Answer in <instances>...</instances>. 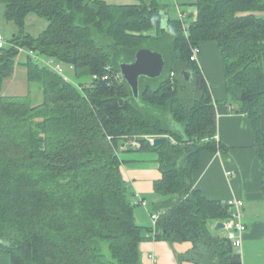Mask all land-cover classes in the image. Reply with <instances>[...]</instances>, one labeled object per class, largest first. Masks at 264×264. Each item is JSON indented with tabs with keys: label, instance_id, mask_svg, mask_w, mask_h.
Returning <instances> with one entry per match:
<instances>
[{
	"label": "trees",
	"instance_id": "obj_1",
	"mask_svg": "<svg viewBox=\"0 0 264 264\" xmlns=\"http://www.w3.org/2000/svg\"><path fill=\"white\" fill-rule=\"evenodd\" d=\"M0 2L16 26L0 47V251L10 264H142L146 239L190 241L186 257L196 264H241L231 241L211 227L228 219V206L191 184L200 150L226 147L215 137L214 102L190 56L201 41L219 43L228 98L251 122L264 194V16L257 14L264 0H195L188 24L159 0ZM30 13L46 21L36 35L24 27ZM149 39L165 67L159 77H140L135 97L119 65L149 48ZM20 48L26 80L42 88L35 104L2 92L21 63ZM52 60L73 65L80 81L64 78ZM157 135L167 139L153 147L148 136ZM122 137L158 154L161 178L148 212L158 215L154 227L136 216L144 199L132 197L113 149Z\"/></svg>",
	"mask_w": 264,
	"mask_h": 264
},
{
	"label": "crops",
	"instance_id": "obj_2",
	"mask_svg": "<svg viewBox=\"0 0 264 264\" xmlns=\"http://www.w3.org/2000/svg\"><path fill=\"white\" fill-rule=\"evenodd\" d=\"M177 7L179 18L185 20L184 13ZM257 14L264 16V12ZM195 16H191L189 21ZM197 65L214 102L215 137L226 150H200L198 166L192 169L191 184L209 200L243 201V221L247 228L242 236L241 264H264L262 163L253 147L251 122L244 113L234 110L236 104L228 98L221 47L216 40L199 42ZM124 150L121 151L127 153L121 158L120 165L124 180L139 198L150 196L153 200L154 182L161 178L158 154L154 150ZM217 221L212 223V229ZM220 230L225 234V230ZM139 248L142 264H196L186 257L192 248L190 241L169 243L146 239ZM0 264H10L7 253L0 251Z\"/></svg>",
	"mask_w": 264,
	"mask_h": 264
},
{
	"label": "rangeland",
	"instance_id": "obj_3",
	"mask_svg": "<svg viewBox=\"0 0 264 264\" xmlns=\"http://www.w3.org/2000/svg\"><path fill=\"white\" fill-rule=\"evenodd\" d=\"M105 1L109 3H113V4H129V3L135 2L136 0H105ZM159 1L162 2L164 5H166V9L171 18L179 19V12H178L177 6H179L180 11L184 13L185 15L184 21L186 23L189 22L191 16H195V5H194L195 0H159ZM3 10H4L3 5L0 2V35L3 37L5 41L8 42V40L16 32V26L12 21L6 20L4 18ZM45 25H46V21L43 20L41 17H39L35 13L28 14L24 21L25 30H27L33 35H36L37 33H39L45 27ZM149 33L154 36L156 35L157 32L156 30H152V31H149ZM154 44L155 43L153 42V39H149L146 42V45L150 49L158 48ZM26 54H27V51L20 48V51L17 54V59L21 63L16 65L12 75L4 79L3 85H2V92L8 95H29V97L31 98V103L35 104L41 101L42 99V88L40 85L33 87L26 80L25 66L22 64L23 60L26 57ZM42 58L46 59V57L44 56H40L37 59H42ZM52 63H53V66H58L59 68H61L62 76L66 78L67 80H70L73 82L80 81L78 80L75 74L73 65L62 62V61H57V60H52ZM87 80H90V77H88ZM159 136L160 135H157L154 137H151V136H148V137L151 138V140H153L155 137H159ZM108 138L109 140H111L112 136H108ZM122 139H123V142L119 143V145L115 144L113 148L114 150L117 149L116 152L119 154L120 159L127 153V152H124L125 151L124 149H129V146L125 145V142L133 145L135 149H137L140 145L139 142L135 140V138L128 139L127 141L125 137H122ZM121 150H124V151H121ZM129 188H130V191L132 192L134 191L131 187ZM139 195L140 197H142L141 196L142 194H139ZM132 197L135 198L134 200L139 198L134 195ZM143 197H144L143 199H144L145 204L137 206L135 213H136V216H140L138 218H139V221L142 222V224L149 225L151 223V220L148 215V212L151 209L152 200L150 196L149 198L146 196H143Z\"/></svg>",
	"mask_w": 264,
	"mask_h": 264
},
{
	"label": "water",
	"instance_id": "obj_4",
	"mask_svg": "<svg viewBox=\"0 0 264 264\" xmlns=\"http://www.w3.org/2000/svg\"><path fill=\"white\" fill-rule=\"evenodd\" d=\"M164 67L165 61L163 54L150 48L138 49L132 61L121 62L119 65L121 77L128 83L135 97L139 96V78L159 77ZM182 75L187 81L192 79V73L188 69L183 70ZM166 139V136L155 137L151 144L153 147H157L165 142ZM223 228L224 222L222 221H217L213 227L215 231Z\"/></svg>",
	"mask_w": 264,
	"mask_h": 264
},
{
	"label": "built area",
	"instance_id": "obj_5",
	"mask_svg": "<svg viewBox=\"0 0 264 264\" xmlns=\"http://www.w3.org/2000/svg\"><path fill=\"white\" fill-rule=\"evenodd\" d=\"M182 18V15L180 14ZM3 38L0 35V47L3 45ZM199 53V48L197 46L191 47V56L192 60H197V56ZM47 64V63H46ZM47 65H50L47 64ZM53 69L57 72H61V68L58 66H53ZM151 143V138H149ZM138 197V194H136ZM228 206V212L230 213L228 219L224 220V228L226 237L231 241L232 246L236 250V252L240 253L241 245H242V236L246 231V224L243 221V201L241 199H230L228 201L223 202ZM145 204L144 202L142 203ZM151 222L153 227L157 223L158 215L151 214L150 215ZM241 254V253H240Z\"/></svg>",
	"mask_w": 264,
	"mask_h": 264
}]
</instances>
